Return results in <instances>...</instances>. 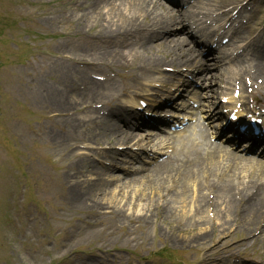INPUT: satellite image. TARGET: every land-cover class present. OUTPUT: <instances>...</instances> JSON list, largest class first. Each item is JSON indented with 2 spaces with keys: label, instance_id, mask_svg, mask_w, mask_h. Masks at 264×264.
I'll use <instances>...</instances> for the list:
<instances>
[{
  "label": "rangeland",
  "instance_id": "obj_1",
  "mask_svg": "<svg viewBox=\"0 0 264 264\" xmlns=\"http://www.w3.org/2000/svg\"><path fill=\"white\" fill-rule=\"evenodd\" d=\"M136 1L0 0V264H171L158 256L162 248L177 254L178 264H229L228 259L264 264L263 216L248 228L242 214L208 200L205 190L197 196L188 182L183 207L171 198L175 184L152 185L150 191L142 181L114 182L105 168L114 161L104 149L111 136L105 125L119 109L130 112L134 106L123 107L129 100L124 85L138 73V61L151 55L171 65L170 59L181 60L179 52L189 58L193 50L188 42L165 47L160 29L153 32L162 26L153 16L165 14L160 6L176 14L177 7L147 0L144 8ZM219 2L192 4L185 13L214 20L213 6L233 0ZM240 2L234 23L255 11L250 26L260 25L254 39L264 44V0ZM129 25L134 32L127 33ZM146 43L149 48L140 51ZM181 64L166 73L139 72L145 98L161 80L173 86L190 62ZM250 81L242 78L243 94L251 100L253 93L256 108L264 106V92H255L258 84ZM131 152L125 168L139 162L130 159L139 152ZM238 175L233 180L242 188L250 177ZM25 177L32 188L18 189ZM189 207L195 215L180 211Z\"/></svg>",
  "mask_w": 264,
  "mask_h": 264
},
{
  "label": "bare ground",
  "instance_id": "obj_2",
  "mask_svg": "<svg viewBox=\"0 0 264 264\" xmlns=\"http://www.w3.org/2000/svg\"><path fill=\"white\" fill-rule=\"evenodd\" d=\"M117 1L119 3H123V1L125 0ZM146 1L147 0H138V2H136L139 5H142L144 8H148L149 6L147 5ZM222 1L224 0H200L199 3L205 6H211L212 3H221ZM240 1L241 0H233V2L228 5V11L226 15H228V12H231L232 16L234 7L238 5ZM213 7L215 8V10L220 9V7L223 8L224 3L219 6ZM223 14L225 15V12H223ZM223 14H221L220 16H223ZM147 15L152 16L151 13ZM154 15H156L157 18L161 19V21H163V24L171 23V25L173 24L176 26L182 25L185 21V17L179 15L172 16L171 18L166 17L162 13H154L153 16ZM253 17L254 14L250 16V19H252ZM131 26L133 25H129V27ZM240 28L241 29L239 31H234L235 37L245 40L242 37L245 34H248V30L242 26H240ZM172 49L175 48L171 47L168 50L171 51ZM253 51V58L251 59V62L248 66L250 70H243L242 68L239 69L240 65L235 59L234 66L236 67V71L234 72V69H231L230 76L233 75L232 77L234 78L236 76L235 80L238 82L237 84L242 83V78L244 76H249V80H251V82H257L260 86V91H264V57L262 56V54L257 52V49ZM201 59V57L200 59H195L194 62H196V68H202L203 64ZM153 62H157V60L154 58H149L147 63L156 64ZM243 66L245 65H242V67ZM147 69L148 68L146 67L142 68L143 71ZM139 77L140 76L138 73H136L134 76L135 80H137L136 78ZM235 80L234 83H236ZM214 112L215 108L212 111V114ZM110 131L111 129L108 132ZM110 133L112 136H109V144H120L121 142H123L124 139L120 138V135L118 133ZM111 140L113 142H111ZM220 156L225 161L224 166L226 168L224 170L221 169L222 165L221 161L219 160ZM238 172L250 177V180H247L245 183L246 185L243 184L242 188L237 187V185L234 183V180L237 177L236 174L238 175ZM140 181H142L144 189H150V191L151 189L154 191L153 186L161 187V184L163 185L167 181L175 184L176 189L172 192L173 194L171 195V198H173L175 202L179 200L182 203L181 205L183 207L187 202V198L185 199L184 197L185 195L186 197H188V182V184H191L190 187L192 186V190L195 194H197V196L200 190H205L207 192L208 200L209 198H212V200H218L220 201V204H224L227 210L233 211L234 208L236 213L242 214V218H244V220L247 222V227L249 226V224H252L251 222H253L255 218L261 216L264 217V167H262L258 162L245 161L244 159L233 154H229L216 146L210 145L208 147H201L200 145H195L185 150H182V148L175 149L170 156H167L163 161H161L157 165H154L151 169H147L146 174L135 175L128 179V183L138 184ZM152 182L153 184H151ZM201 200L198 199L199 203H197V205H202ZM182 208L180 211L183 213V215L186 214L189 216H193L196 214L194 213V208L192 207L187 208L186 211L185 209L182 211ZM239 209H241L240 212H238ZM262 211L263 214L259 215ZM233 217L234 219H232V221L234 222L237 219L236 214H234Z\"/></svg>",
  "mask_w": 264,
  "mask_h": 264
}]
</instances>
